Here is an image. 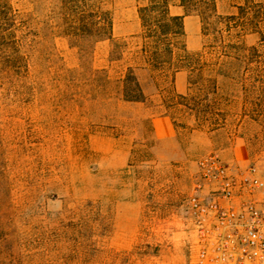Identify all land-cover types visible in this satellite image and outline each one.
Listing matches in <instances>:
<instances>
[{"label":"rangeland","instance_id":"1","mask_svg":"<svg viewBox=\"0 0 264 264\" xmlns=\"http://www.w3.org/2000/svg\"><path fill=\"white\" fill-rule=\"evenodd\" d=\"M11 1L37 33L41 60L33 82L0 94V264H188L186 202L212 187L200 162L264 169V0H214L220 18L198 0V33L162 36L153 65L138 15L148 0H97L113 38L88 54L52 28V0ZM256 14L261 33L250 29ZM181 42L201 52L191 65L206 64L181 70L183 92L166 52ZM127 66L144 101L117 93ZM160 115L171 140L152 134Z\"/></svg>","mask_w":264,"mask_h":264},{"label":"trees","instance_id":"2","mask_svg":"<svg viewBox=\"0 0 264 264\" xmlns=\"http://www.w3.org/2000/svg\"><path fill=\"white\" fill-rule=\"evenodd\" d=\"M198 0H179L185 14L197 15L201 21L204 17L196 8ZM212 17H219L215 10L214 0H201ZM52 5L57 13L52 17V25L56 34L65 38L72 46L80 51L89 53L94 43L103 40H112L113 22L108 9L97 0H52ZM170 0H148L147 4L138 7V15L142 25V37L146 39L142 52L145 54V62L153 65L160 58L158 47L160 38L165 35L183 36L184 15H172L169 12ZM256 21H251V31L260 32L259 23L263 20L260 15L252 16ZM228 27L233 16L222 17ZM243 26V25H241ZM32 24L24 14L14 7L11 0H0V94L18 93L30 79L31 73L39 65L40 39L37 33H33ZM169 47V46H168ZM91 49V50H90ZM169 57L175 60L174 70L192 69L203 70L205 63L191 65L190 56H201V52L190 53L184 43L180 46L173 45L167 48ZM227 58V54H221ZM218 60V59H217ZM220 62V65L223 64ZM136 66H127L125 74L117 79V93L124 101L140 102L146 99L143 88L134 73ZM5 91V92H3ZM3 92V93H2ZM176 97H183L174 94ZM1 105V104H0ZM1 140V139H0ZM0 158L2 149L0 142ZM1 160V159H0ZM0 169L2 164L0 162Z\"/></svg>","mask_w":264,"mask_h":264},{"label":"built area","instance_id":"3","mask_svg":"<svg viewBox=\"0 0 264 264\" xmlns=\"http://www.w3.org/2000/svg\"><path fill=\"white\" fill-rule=\"evenodd\" d=\"M200 163L212 187L186 202L188 264H264V169L230 172L215 156Z\"/></svg>","mask_w":264,"mask_h":264},{"label":"crops","instance_id":"4","mask_svg":"<svg viewBox=\"0 0 264 264\" xmlns=\"http://www.w3.org/2000/svg\"><path fill=\"white\" fill-rule=\"evenodd\" d=\"M169 12L172 15H184L183 27L186 35L188 31L190 33H198L199 31V19L196 15H187L184 12L182 6L170 5ZM176 88L179 92H183L186 85V77L182 71H178L175 75ZM152 134L156 139L160 140H171L174 138L175 129L170 120L166 115H160L153 117L151 120Z\"/></svg>","mask_w":264,"mask_h":264}]
</instances>
